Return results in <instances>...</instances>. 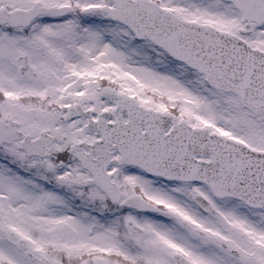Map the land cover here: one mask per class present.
<instances>
[{
	"label": "snow or ice",
	"instance_id": "obj_1",
	"mask_svg": "<svg viewBox=\"0 0 264 264\" xmlns=\"http://www.w3.org/2000/svg\"><path fill=\"white\" fill-rule=\"evenodd\" d=\"M0 264H264V0H0Z\"/></svg>",
	"mask_w": 264,
	"mask_h": 264
}]
</instances>
